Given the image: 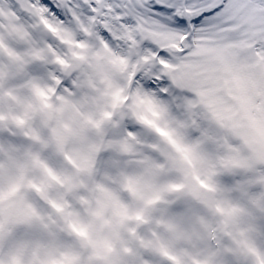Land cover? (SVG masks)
I'll return each mask as SVG.
<instances>
[{
	"label": "snow or ice",
	"instance_id": "1",
	"mask_svg": "<svg viewBox=\"0 0 264 264\" xmlns=\"http://www.w3.org/2000/svg\"><path fill=\"white\" fill-rule=\"evenodd\" d=\"M0 264H264V0H0Z\"/></svg>",
	"mask_w": 264,
	"mask_h": 264
}]
</instances>
